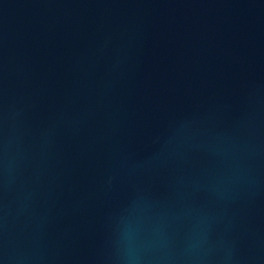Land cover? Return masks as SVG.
Returning a JSON list of instances; mask_svg holds the SVG:
<instances>
[{
  "label": "water",
  "instance_id": "water-1",
  "mask_svg": "<svg viewBox=\"0 0 264 264\" xmlns=\"http://www.w3.org/2000/svg\"><path fill=\"white\" fill-rule=\"evenodd\" d=\"M0 264H264V0H0Z\"/></svg>",
  "mask_w": 264,
  "mask_h": 264
}]
</instances>
